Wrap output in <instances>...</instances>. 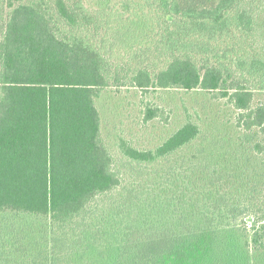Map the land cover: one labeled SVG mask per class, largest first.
I'll return each instance as SVG.
<instances>
[{
    "label": "trees",
    "instance_id": "obj_1",
    "mask_svg": "<svg viewBox=\"0 0 264 264\" xmlns=\"http://www.w3.org/2000/svg\"><path fill=\"white\" fill-rule=\"evenodd\" d=\"M99 1L0 0V264H264V0ZM110 87L204 90L237 134L187 115L115 152ZM153 104L144 125L168 122Z\"/></svg>",
    "mask_w": 264,
    "mask_h": 264
},
{
    "label": "rangeland",
    "instance_id": "obj_2",
    "mask_svg": "<svg viewBox=\"0 0 264 264\" xmlns=\"http://www.w3.org/2000/svg\"><path fill=\"white\" fill-rule=\"evenodd\" d=\"M90 1L94 5L100 3L99 0ZM114 3L120 5L121 2L120 0H113ZM144 11L148 10L145 9ZM256 20L257 29L254 37V49L264 50V4L256 10ZM116 26H118V23H116ZM152 26L153 22L147 21L134 28V30L136 29L135 33H139L140 28H145L147 33L140 37L141 40L142 37L148 34V28ZM123 31L125 30L117 33L113 38L119 45L127 47L128 42L124 41L123 36L126 34ZM149 40L145 39V42H149ZM227 44L228 42H225L224 46H227ZM258 98L264 99V94H259ZM147 102H152L154 106L161 107L164 110V117L157 119H164L167 116L168 122L158 123L154 119L150 124L144 125L142 109L143 104ZM97 105L102 116L103 134L115 152L118 151L117 139L119 136L131 138L134 143L136 142L143 147L156 145L175 130L181 124L182 118L187 115H192L195 120L197 119L202 123L205 134L216 135L223 143L229 140V136L233 137L234 134H237L235 127H233L234 124H230L234 121L236 110L228 105L224 99H212L210 94L204 90H159L156 93H149L145 97L132 87H110L102 92L97 99ZM220 149L221 151L216 149L213 151L217 153L225 150ZM217 156L222 160V156ZM242 156L247 158L246 154H242ZM224 157L227 158L225 155ZM241 162L249 164L247 159ZM251 164L255 165L256 161Z\"/></svg>",
    "mask_w": 264,
    "mask_h": 264
}]
</instances>
